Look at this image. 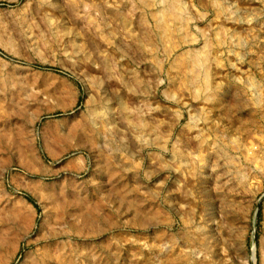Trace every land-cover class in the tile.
Instances as JSON below:
<instances>
[{
    "label": "rangeland",
    "instance_id": "374dc122",
    "mask_svg": "<svg viewBox=\"0 0 264 264\" xmlns=\"http://www.w3.org/2000/svg\"><path fill=\"white\" fill-rule=\"evenodd\" d=\"M0 264H264V0H0Z\"/></svg>",
    "mask_w": 264,
    "mask_h": 264
}]
</instances>
